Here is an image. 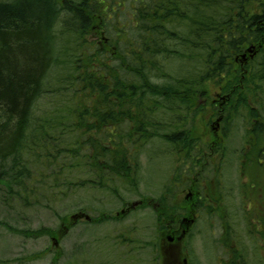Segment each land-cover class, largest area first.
<instances>
[{
	"label": "trees",
	"instance_id": "trees-1",
	"mask_svg": "<svg viewBox=\"0 0 264 264\" xmlns=\"http://www.w3.org/2000/svg\"><path fill=\"white\" fill-rule=\"evenodd\" d=\"M254 2L0 0V184L28 193L23 181L35 177L42 186L34 193L59 195L62 177L88 165L100 182L77 185L110 190L118 179L134 183L137 155L153 140L195 148L178 122L206 83L226 82L235 114L255 87L247 51L264 49V13ZM60 20L70 36H57ZM96 23L107 35L102 45L89 42ZM155 211L171 224L163 207ZM42 232L58 239L62 231Z\"/></svg>",
	"mask_w": 264,
	"mask_h": 264
},
{
	"label": "rangeland",
	"instance_id": "rangeland-1",
	"mask_svg": "<svg viewBox=\"0 0 264 264\" xmlns=\"http://www.w3.org/2000/svg\"><path fill=\"white\" fill-rule=\"evenodd\" d=\"M56 1L61 5L64 0ZM253 6L256 13H264V0H255ZM93 26L89 42L102 45L107 35L98 23ZM63 30L60 20L57 36H70L62 35ZM261 54L252 64L254 79L246 75L255 87L245 91V107L235 114L228 104L221 112L229 94L226 82H207L205 96L178 122L193 134L195 148L189 145L180 152L179 145L153 140L137 155L140 168L133 169L134 183L117 178L112 190L81 188L77 184L90 176L100 182L95 171L88 174L86 165V172L75 169L72 176L62 177L67 184L59 195L37 189L34 193V186H42L35 177L23 181L28 193L22 186L0 184V264H169L164 248L170 222L160 221L155 210L163 207L174 220L191 205L198 211L181 245L182 260L225 264L236 254L235 264H264V82L256 78L264 49ZM133 126L125 121L122 129L128 133ZM190 191L201 197L198 205L189 200ZM140 202L145 205L122 214ZM85 215L91 220H74ZM42 229L62 232L56 239ZM35 232L43 236L35 237ZM224 238L233 251L226 259Z\"/></svg>",
	"mask_w": 264,
	"mask_h": 264
},
{
	"label": "flooded vegetation",
	"instance_id": "flooded-vegetation-1",
	"mask_svg": "<svg viewBox=\"0 0 264 264\" xmlns=\"http://www.w3.org/2000/svg\"><path fill=\"white\" fill-rule=\"evenodd\" d=\"M258 48V47H257ZM262 49L258 48L254 49V53L253 55L251 56V59L252 60H255L257 59L259 56H258V53L261 52ZM224 100V103H222L220 105V108L222 109L221 112L224 111V109H226L227 105H228V98H223ZM224 115L221 114L220 115V121H221V124L223 123L224 121ZM190 199L189 200H192V201H195L198 203L199 200H201V197H199L198 193H197V196H196V193L195 191H190ZM197 203H195L197 205ZM131 210V209H130ZM196 206L194 208V206L191 205L190 208H187V210L185 212H183L182 214L179 213V214H176V218L173 220L172 219V223L171 225L169 224L168 226H166V231L168 233L167 235V238H168V244L166 243V247L164 248L165 249V252H166V255L168 256V263L169 264H187V260L186 259H181L179 257V254L181 253V245L185 242L186 238L188 237V234L191 230V228L193 227L194 223H195V220L192 219L193 216H196ZM128 211V209H127ZM129 212V211H128ZM188 217V218H187ZM191 217V218H189ZM223 247L225 249H227V251L224 250L223 252V255H224V259H226V256H227V253L230 252V254L233 252L232 250H230L231 248H227V239L224 238L223 240ZM235 252V251H234ZM232 260H233V263L235 264L237 262V255L235 254L233 256L232 254V257L228 259V262H226L225 264H233L232 263Z\"/></svg>",
	"mask_w": 264,
	"mask_h": 264
},
{
	"label": "water",
	"instance_id": "water-1",
	"mask_svg": "<svg viewBox=\"0 0 264 264\" xmlns=\"http://www.w3.org/2000/svg\"><path fill=\"white\" fill-rule=\"evenodd\" d=\"M253 51H252V49H249L248 51H247V53H252ZM246 55L247 54H244V56H243V59H245L246 58ZM137 206H139V204H134V205H132L130 208L131 209H134V208H136ZM125 213V211H123L122 212V214H124ZM79 218H84V219H86L87 221H90L91 220V218L89 217V216H87V215H85V216H81V217H74V220L75 221H77Z\"/></svg>",
	"mask_w": 264,
	"mask_h": 264
},
{
	"label": "bare ground",
	"instance_id": "bare-ground-1",
	"mask_svg": "<svg viewBox=\"0 0 264 264\" xmlns=\"http://www.w3.org/2000/svg\"><path fill=\"white\" fill-rule=\"evenodd\" d=\"M233 45V44H232ZM232 49V48H231Z\"/></svg>",
	"mask_w": 264,
	"mask_h": 264
}]
</instances>
